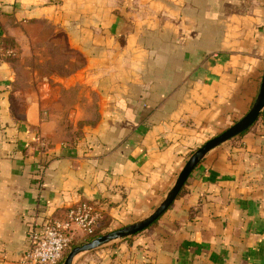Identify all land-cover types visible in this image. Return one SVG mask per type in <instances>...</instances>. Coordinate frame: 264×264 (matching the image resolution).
Segmentation results:
<instances>
[{
	"label": "crops",
	"instance_id": "0c3cea01",
	"mask_svg": "<svg viewBox=\"0 0 264 264\" xmlns=\"http://www.w3.org/2000/svg\"><path fill=\"white\" fill-rule=\"evenodd\" d=\"M2 36L13 45L0 48V264H11L33 225L80 201L104 227L148 212L190 152L249 109L264 0H0ZM13 54L31 60L25 88ZM182 188L153 223L73 264H264L260 117Z\"/></svg>",
	"mask_w": 264,
	"mask_h": 264
},
{
	"label": "water",
	"instance_id": "95a60500",
	"mask_svg": "<svg viewBox=\"0 0 264 264\" xmlns=\"http://www.w3.org/2000/svg\"><path fill=\"white\" fill-rule=\"evenodd\" d=\"M261 115L264 119V68L257 94L249 109L232 124L219 133L212 135L190 152L172 184L149 212L132 222L73 245L65 254L61 264H73L75 257L79 253L93 250L115 239L132 235L153 223L174 201L181 191L187 177L194 167L205 157L206 153L212 148L248 129Z\"/></svg>",
	"mask_w": 264,
	"mask_h": 264
},
{
	"label": "built area",
	"instance_id": "2783aa9c",
	"mask_svg": "<svg viewBox=\"0 0 264 264\" xmlns=\"http://www.w3.org/2000/svg\"><path fill=\"white\" fill-rule=\"evenodd\" d=\"M41 144L42 139L37 137ZM100 214L90 201L70 206L63 218L46 222L41 228L33 225L28 233L23 255L11 264H57L71 248V241L80 230L85 235L93 232Z\"/></svg>",
	"mask_w": 264,
	"mask_h": 264
},
{
	"label": "rangeland",
	"instance_id": "374dc122",
	"mask_svg": "<svg viewBox=\"0 0 264 264\" xmlns=\"http://www.w3.org/2000/svg\"><path fill=\"white\" fill-rule=\"evenodd\" d=\"M11 59H12V61L14 62V65L16 66V74H17V79H16V84L14 85V87L16 86V87H18V88H21V87H23V88H25L26 86H24L23 84H24V82H26V80H25V77H24V75H27V72L26 71H24V70H22L21 69V65H22V63H24V62H27L28 60H29V62H31V60L30 59H28L27 57H21L19 54H13L12 55V57H11ZM45 59H47L48 61H51L52 60V57L49 55L48 57H46ZM25 80V81H24ZM18 81V82H17ZM153 208V207H152ZM151 208V209H152ZM151 209H149L148 210V212L151 210ZM147 213V212H146ZM146 213H142V214H140V215H138V216H133V217H130L129 219H127V220H125L124 222H122V223H120V224H117V225H115V226H113V225H110L109 227H103L102 229H101V231H102V233H104V232H106V231H109V230H111V229H114V228H117V227H120V226H122V225H124V224H127V223H129V222H132V221H134V220H136V219H138V218H140V217H142L143 215H145ZM82 239V238H81ZM80 238H78V237H76L74 240H76L77 241V243H75V244H79V243H81V242H79V240H81ZM86 241V240H85ZM84 242V241H83ZM111 242V241H110ZM110 242H108V243H110ZM107 243V244H108ZM74 244V245H75ZM104 245H106V244H104ZM104 245H102V246H104ZM73 245H71V247H72ZM101 247V246H100Z\"/></svg>",
	"mask_w": 264,
	"mask_h": 264
},
{
	"label": "trees",
	"instance_id": "16d2710c",
	"mask_svg": "<svg viewBox=\"0 0 264 264\" xmlns=\"http://www.w3.org/2000/svg\"><path fill=\"white\" fill-rule=\"evenodd\" d=\"M8 43H10L11 45H13V41H12L9 37H3V36L0 37V48H1V49H5L6 45H8ZM260 119L262 120V122H263V124H264V119H263L262 115L260 116ZM243 132H244V131H243ZM243 132H242V133H243ZM242 133H239V134L233 136V137L231 138V140H233V141L237 140V139L240 137V135H241ZM183 189H184V188H182V190H183ZM104 226H105V225H103L102 222H101L99 225H96L95 228H94V230H93V232L90 233L89 235H86L85 238L79 240V242H83V241H85V240L91 239V238H93V237H95V236L101 234V233H102L101 229H102ZM74 239H75V238L72 239L70 245H74L75 243H77V241L74 240ZM57 264H61V261H59Z\"/></svg>",
	"mask_w": 264,
	"mask_h": 264
}]
</instances>
